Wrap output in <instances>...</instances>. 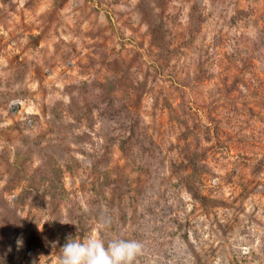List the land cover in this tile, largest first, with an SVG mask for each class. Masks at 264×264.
<instances>
[{
  "label": "rangeland",
  "instance_id": "374dc122",
  "mask_svg": "<svg viewBox=\"0 0 264 264\" xmlns=\"http://www.w3.org/2000/svg\"><path fill=\"white\" fill-rule=\"evenodd\" d=\"M93 234L264 264V0H0V256Z\"/></svg>",
  "mask_w": 264,
  "mask_h": 264
},
{
  "label": "clouds",
  "instance_id": "9594fccd",
  "mask_svg": "<svg viewBox=\"0 0 264 264\" xmlns=\"http://www.w3.org/2000/svg\"><path fill=\"white\" fill-rule=\"evenodd\" d=\"M111 222L109 216L100 217L101 228L110 227ZM22 245V238L18 239L17 246ZM52 247H56V242L52 243ZM142 252L143 244L137 240L113 238L105 243L95 234L84 240L69 235L60 248L59 264H135ZM0 264H5L3 256H0Z\"/></svg>",
  "mask_w": 264,
  "mask_h": 264
}]
</instances>
